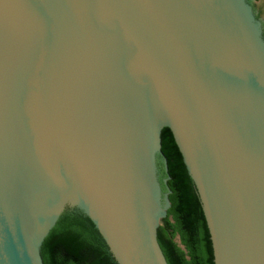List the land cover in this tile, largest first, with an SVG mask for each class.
<instances>
[{"label":"water","instance_id":"water-1","mask_svg":"<svg viewBox=\"0 0 264 264\" xmlns=\"http://www.w3.org/2000/svg\"><path fill=\"white\" fill-rule=\"evenodd\" d=\"M164 128L213 263L264 264V38L247 0H0V264H43L66 211L116 264H167Z\"/></svg>","mask_w":264,"mask_h":264},{"label":"trees","instance_id":"trees-1","mask_svg":"<svg viewBox=\"0 0 264 264\" xmlns=\"http://www.w3.org/2000/svg\"><path fill=\"white\" fill-rule=\"evenodd\" d=\"M161 152L167 163L170 207L157 229V241L166 262L214 264L198 196L167 128L161 132ZM40 254L43 264H116L91 221L74 211H66L58 219L44 239Z\"/></svg>","mask_w":264,"mask_h":264},{"label":"rangeland","instance_id":"rangeland-1","mask_svg":"<svg viewBox=\"0 0 264 264\" xmlns=\"http://www.w3.org/2000/svg\"><path fill=\"white\" fill-rule=\"evenodd\" d=\"M247 2L251 7L255 20L260 24L264 38V0H247ZM156 174L160 188V205L161 208H163L165 205L164 198L167 194V189L164 183L166 180L164 165L160 157H158L156 160ZM176 242H178V238H176Z\"/></svg>","mask_w":264,"mask_h":264}]
</instances>
